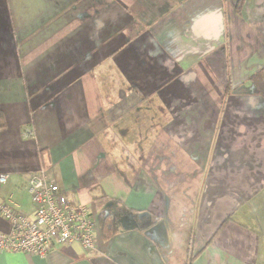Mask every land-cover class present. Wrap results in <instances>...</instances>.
<instances>
[{"label": "crops", "instance_id": "0c3cea01", "mask_svg": "<svg viewBox=\"0 0 264 264\" xmlns=\"http://www.w3.org/2000/svg\"><path fill=\"white\" fill-rule=\"evenodd\" d=\"M238 1L0 0V202L32 216L44 167L159 217L0 264H264V0Z\"/></svg>", "mask_w": 264, "mask_h": 264}, {"label": "built area", "instance_id": "2783aa9c", "mask_svg": "<svg viewBox=\"0 0 264 264\" xmlns=\"http://www.w3.org/2000/svg\"><path fill=\"white\" fill-rule=\"evenodd\" d=\"M23 134L36 138L31 126H26ZM8 178L9 174H0L1 183ZM27 189L34 207L32 216L19 212L12 201L0 202V216L10 222L8 231L0 230V251L45 257L53 245L96 247L98 219L94 203L69 198L44 167L29 176Z\"/></svg>", "mask_w": 264, "mask_h": 264}, {"label": "trees", "instance_id": "16d2710c", "mask_svg": "<svg viewBox=\"0 0 264 264\" xmlns=\"http://www.w3.org/2000/svg\"><path fill=\"white\" fill-rule=\"evenodd\" d=\"M243 3L244 0L238 1L237 6L239 9ZM250 80L255 84L254 92L264 96V68L254 74ZM6 127L5 113L0 106V130ZM93 202L98 212L101 233L106 239L112 238L119 232L118 220L126 214H130L143 231L154 226L159 221V217L149 211L131 209L122 200L110 197L105 192L94 195ZM194 258V255L191 254L186 264H192Z\"/></svg>", "mask_w": 264, "mask_h": 264}]
</instances>
